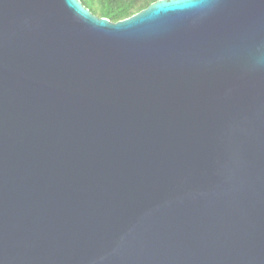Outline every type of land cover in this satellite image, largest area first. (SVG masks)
<instances>
[{"label":"water","instance_id":"water-1","mask_svg":"<svg viewBox=\"0 0 264 264\" xmlns=\"http://www.w3.org/2000/svg\"><path fill=\"white\" fill-rule=\"evenodd\" d=\"M0 264H264V0H0Z\"/></svg>","mask_w":264,"mask_h":264},{"label":"trees","instance_id":"trees-1","mask_svg":"<svg viewBox=\"0 0 264 264\" xmlns=\"http://www.w3.org/2000/svg\"><path fill=\"white\" fill-rule=\"evenodd\" d=\"M93 15L111 22L128 19L160 0H78Z\"/></svg>","mask_w":264,"mask_h":264}]
</instances>
